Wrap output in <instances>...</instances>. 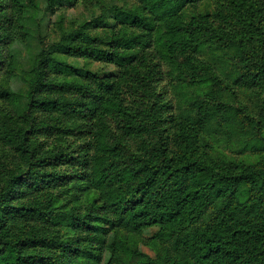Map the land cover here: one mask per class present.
<instances>
[{"label":"rangeland","instance_id":"374dc122","mask_svg":"<svg viewBox=\"0 0 264 264\" xmlns=\"http://www.w3.org/2000/svg\"><path fill=\"white\" fill-rule=\"evenodd\" d=\"M252 4L243 21L231 0H0V264H200V234L264 206V0ZM170 7L183 41L166 38ZM181 124L223 171L261 177L199 178L187 218L130 232L114 205L151 167L163 192L191 183Z\"/></svg>","mask_w":264,"mask_h":264},{"label":"trees","instance_id":"16d2710c","mask_svg":"<svg viewBox=\"0 0 264 264\" xmlns=\"http://www.w3.org/2000/svg\"><path fill=\"white\" fill-rule=\"evenodd\" d=\"M231 2L235 12L243 21L251 20L254 9L252 0H231ZM179 11L178 7H170L162 14L167 19L166 38L169 43L183 41L188 35L183 15L179 14ZM109 56L113 61L118 60V54ZM64 70L91 76V73H81L72 67H66ZM180 136L185 146V178L188 179V176L192 178L191 183L182 190L163 192L158 177H154L159 175L157 168L151 167V173L137 187V191L114 205L118 208V213L126 216L123 225L128 231L140 232L152 226L173 227L180 216L184 215L187 218L191 209L195 208L202 199L201 195L205 191L200 181L216 179L237 186L245 181H257L261 177L254 171L251 173L223 171L217 162L199 148L198 139L193 135L191 128L184 127V124H181ZM199 178L202 179L198 181ZM89 179L92 188L104 189L106 185L104 178L97 172L92 173ZM8 192L9 189H6L1 193V198L9 197ZM150 193L151 197L147 198ZM237 210L239 213L218 219L210 225V229L200 234L194 253L200 264H264V206L258 208L255 204H244ZM196 239L197 237L186 239L185 246L190 250ZM10 258L14 259L13 256ZM16 259L15 264H19L17 257Z\"/></svg>","mask_w":264,"mask_h":264}]
</instances>
